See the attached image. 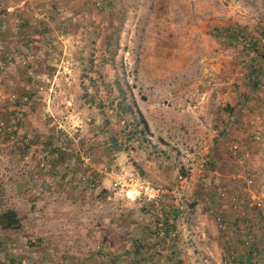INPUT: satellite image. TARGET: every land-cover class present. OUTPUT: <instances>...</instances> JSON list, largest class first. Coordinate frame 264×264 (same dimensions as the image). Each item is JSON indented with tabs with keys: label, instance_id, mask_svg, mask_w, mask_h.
<instances>
[{
	"label": "rangeland",
	"instance_id": "1",
	"mask_svg": "<svg viewBox=\"0 0 264 264\" xmlns=\"http://www.w3.org/2000/svg\"><path fill=\"white\" fill-rule=\"evenodd\" d=\"M3 207V264H264V0H0Z\"/></svg>",
	"mask_w": 264,
	"mask_h": 264
},
{
	"label": "trees",
	"instance_id": "2",
	"mask_svg": "<svg viewBox=\"0 0 264 264\" xmlns=\"http://www.w3.org/2000/svg\"><path fill=\"white\" fill-rule=\"evenodd\" d=\"M115 83L117 84L116 81H115ZM254 83H257V78L253 79L252 85ZM116 87H117L119 96L121 97L119 99V101H118V106L121 109L120 113H122V112L125 113L126 109H127L128 112H131L130 104H128L126 106L125 103H124L122 106H120V104L124 102L125 95L123 94V92H122L120 87H118V86H116ZM133 102H134V100L132 99V103ZM140 122L142 123V129H140L139 131L141 132L143 129L145 130L147 127H146V123H145L144 119L141 118ZM115 142H116L115 139L112 136H110V141L108 143H105V146L108 145L110 148L113 149L116 146ZM117 147L119 148V144H118ZM113 150H115V148ZM64 155H69V154L68 153L64 154L63 152H59V156L62 159H64ZM101 193H103V190L101 191ZM19 227H20V220H19V217H18L15 209H13L12 207H3V208H1L0 209V228L1 229H18ZM0 264H3V263L0 262Z\"/></svg>",
	"mask_w": 264,
	"mask_h": 264
},
{
	"label": "built area",
	"instance_id": "3",
	"mask_svg": "<svg viewBox=\"0 0 264 264\" xmlns=\"http://www.w3.org/2000/svg\"><path fill=\"white\" fill-rule=\"evenodd\" d=\"M134 183V182H133ZM128 182L126 193L132 200L143 201L145 203H154L160 205L164 191L158 186L150 184ZM122 185L119 181L114 182V186Z\"/></svg>",
	"mask_w": 264,
	"mask_h": 264
}]
</instances>
